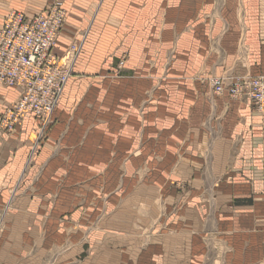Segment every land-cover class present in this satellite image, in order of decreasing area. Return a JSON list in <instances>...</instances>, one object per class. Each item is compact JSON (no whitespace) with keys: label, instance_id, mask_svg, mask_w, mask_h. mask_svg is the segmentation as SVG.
<instances>
[{"label":"crops","instance_id":"0c3cea01","mask_svg":"<svg viewBox=\"0 0 264 264\" xmlns=\"http://www.w3.org/2000/svg\"><path fill=\"white\" fill-rule=\"evenodd\" d=\"M62 7L53 123L0 131V264H264V114L206 82L264 75V0Z\"/></svg>","mask_w":264,"mask_h":264},{"label":"built area","instance_id":"2783aa9c","mask_svg":"<svg viewBox=\"0 0 264 264\" xmlns=\"http://www.w3.org/2000/svg\"><path fill=\"white\" fill-rule=\"evenodd\" d=\"M62 1L48 0L46 10L30 19L10 12L0 27V84L18 92L17 100L1 110L3 133L12 134L31 117L39 119L42 131L53 123L54 110L70 76V69L52 53L67 15ZM78 46L74 42L70 50L77 52ZM208 85L213 95L249 103L264 114V75L210 77Z\"/></svg>","mask_w":264,"mask_h":264},{"label":"rangeland","instance_id":"374dc122","mask_svg":"<svg viewBox=\"0 0 264 264\" xmlns=\"http://www.w3.org/2000/svg\"><path fill=\"white\" fill-rule=\"evenodd\" d=\"M79 45V44H78ZM79 47V46H78ZM60 59V61H61V63L63 62V59L62 58H59ZM125 57H122V59L119 61V63H118V67H119V69H121L122 67H123V64H124V62H125ZM120 63H122V65L120 64ZM212 77H220V76H212ZM241 77V76H240ZM209 79V78H208ZM208 79L206 80V82L208 83ZM59 102V101H58ZM7 104H9V103H7ZM7 104H5V105H7ZM3 107H4V105L1 107V109H0V113H1V110L3 109ZM33 147H35V146H33ZM1 221V220H0Z\"/></svg>","mask_w":264,"mask_h":264}]
</instances>
